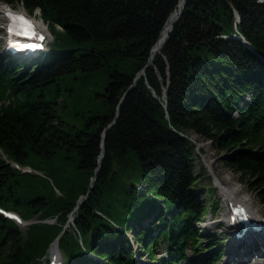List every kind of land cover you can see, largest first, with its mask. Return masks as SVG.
<instances>
[{
	"label": "trees",
	"instance_id": "1",
	"mask_svg": "<svg viewBox=\"0 0 264 264\" xmlns=\"http://www.w3.org/2000/svg\"><path fill=\"white\" fill-rule=\"evenodd\" d=\"M179 1L0 0L38 10L53 36L31 60L0 57V208L39 220L0 213V264H46L55 240L63 264L199 254L214 208L192 134L264 205V1L184 0L148 64Z\"/></svg>",
	"mask_w": 264,
	"mask_h": 264
},
{
	"label": "rangeland",
	"instance_id": "2",
	"mask_svg": "<svg viewBox=\"0 0 264 264\" xmlns=\"http://www.w3.org/2000/svg\"><path fill=\"white\" fill-rule=\"evenodd\" d=\"M3 7L7 8L8 10H14L18 13H23L27 15L30 19L33 20V18L36 20H40L43 22V25L47 28V38H46V45L45 51L48 50V47L50 46V42L53 39V36L50 31V27L45 23L42 18L39 16V11L36 10L34 13L29 14L25 8L21 4H7V3H1ZM1 7V6H0ZM6 22H5V21ZM7 19L4 17L0 22V57L2 54H8L7 50V44H6V29L5 26L7 24ZM57 29H61L59 26H57ZM39 53V51H33L30 53L31 56H36ZM190 141L195 144V149L193 152V158H194V170L198 177V186L196 187L197 190V196L199 199H204L207 201L208 206H212L214 208V213L208 214L206 217H204V220L201 222L196 223L198 226L200 233L202 234V244L200 248L202 251L197 254L193 255L192 252L187 249L186 250V260L182 261L180 264H191V258H195V263L193 264H224L225 259L227 258V247L230 244L232 238H233V232L234 229L229 228L228 222L220 221L222 214L226 213L227 206L224 202V198L222 197L221 193L219 192V189L214 185L212 175L209 171H213L216 174H218L220 177H226L228 178L230 185L235 187L238 190V194L236 195V200L234 202H241L242 198H246L247 205L246 207L252 208L254 212L259 215V217L264 220V205L259 202V200L256 197V194L254 191L248 190L243 184L240 183L238 179V174L235 172L230 171L220 160V157L225 154V150H218L214 148L211 145V142L209 140H206L205 138H201L195 134H192L189 136ZM247 207V208H248ZM249 211V208L247 209ZM232 218V217H231ZM34 222L39 221L38 219H33ZM33 220L26 221L27 223L33 222ZM52 222L51 220H44ZM256 221V220H255ZM68 222H72V215L68 219ZM227 222V223H226ZM207 223H211V225L207 226ZM24 227V226H23ZM218 238L219 246H223V254L222 258L220 260H217L215 262H212V253L215 252L214 249L205 250L210 242L214 238ZM56 244V242L54 243ZM54 244L52 243L48 252H47V258L52 257L53 259L55 256V252H58L59 259H63L64 257L60 251H58V246L56 244V249L54 250ZM133 247H137L136 243L132 240ZM53 249V250H52ZM165 249L163 247L158 250V256L165 255ZM145 263V259L142 261V264ZM141 264V263H140Z\"/></svg>",
	"mask_w": 264,
	"mask_h": 264
},
{
	"label": "bare ground",
	"instance_id": "3",
	"mask_svg": "<svg viewBox=\"0 0 264 264\" xmlns=\"http://www.w3.org/2000/svg\"><path fill=\"white\" fill-rule=\"evenodd\" d=\"M182 3L183 0H180L178 2V5L176 6L175 10L171 13V15L168 17L166 23L164 24L161 33L159 35V38L156 42V44L153 46L151 50V58L159 52L161 46L163 45L164 41L166 40V37L172 27L173 22L179 17V13L182 9ZM0 22L1 20L6 17L7 20H9L10 11L0 5ZM5 21V20H4ZM33 27L42 34H44V39L40 42V44H46V38H47V28L45 25H43V22L40 20H36V18L33 20H30ZM6 22V21H5ZM8 23V21H7ZM6 29V26H5ZM6 33V32H5ZM34 40V39H32ZM44 46V45H43ZM38 52V50H35ZM213 178L214 185L219 189V192L221 193L222 197L224 198V202L226 206L229 205L230 202H234L236 200V195L238 194V190L233 186L230 185V182L228 178L226 177H220L215 172L209 171ZM240 201H242L245 205H247V199L242 198ZM248 207V206H247ZM249 211H246L243 213V215L250 214L252 216L253 220L260 221L257 222L260 226L257 227L255 230L256 237H250L249 232L252 231L249 224H243V228H249L247 233L244 235L238 236L234 234L233 232V238L230 242V244L227 247V258L225 259L224 264H264V220H262L259 215H257L256 212L252 210V208L248 207ZM241 214L236 215V217L231 218V207L226 211V213L222 214L220 221H227L232 220L233 222L235 220H238L241 216ZM243 219L240 218V222H242ZM255 221V222H256ZM226 222V223H227ZM211 225V223H207V226ZM243 233V232H242ZM57 244V242H56ZM56 244H54V250L56 249ZM53 250V249H52ZM54 258L58 259V252H55ZM53 259V258H52ZM142 264V263H141Z\"/></svg>",
	"mask_w": 264,
	"mask_h": 264
},
{
	"label": "water",
	"instance_id": "4",
	"mask_svg": "<svg viewBox=\"0 0 264 264\" xmlns=\"http://www.w3.org/2000/svg\"><path fill=\"white\" fill-rule=\"evenodd\" d=\"M183 7H184V0H183V3H182V9H181V11H180V13H179V16H180V14L182 13ZM177 19H178V18H177ZM177 19H176V20H177ZM176 20H175V21H176ZM235 21H238V16H237V15H236V20H235ZM171 28H172V27H171ZM170 30H171V29H170ZM169 32H170V31H169ZM247 46H248L252 51H254L256 54H258V53L255 51V49H253L250 45H247ZM150 62H151V57L149 58L148 64H150ZM142 74H143V71L141 70V71L137 74V78H138L139 76H141ZM163 97H164V96H163ZM109 126H110V125H109ZM109 126H107V127L105 128V130H106ZM101 158H102V154H101L100 158L98 159V162H100ZM98 169H99V167H97L95 173H97ZM21 170H22V171L32 172V173H35V174H40V173L37 172V171H33V170H31V169H28L27 167H24V168H22ZM95 179H96V176L92 177L91 182H93ZM83 197H84V196H82V197L80 198L79 202L82 201ZM22 224L25 225V226H27V224H29V222H28V223H22ZM55 241H56V240H55Z\"/></svg>",
	"mask_w": 264,
	"mask_h": 264
},
{
	"label": "snow or ice",
	"instance_id": "5",
	"mask_svg": "<svg viewBox=\"0 0 264 264\" xmlns=\"http://www.w3.org/2000/svg\"><path fill=\"white\" fill-rule=\"evenodd\" d=\"M13 20H20L21 18H18V17H12ZM9 31L11 32L12 29L10 28ZM28 31L30 32L31 31V27L29 26L28 27Z\"/></svg>",
	"mask_w": 264,
	"mask_h": 264
},
{
	"label": "built area",
	"instance_id": "6",
	"mask_svg": "<svg viewBox=\"0 0 264 264\" xmlns=\"http://www.w3.org/2000/svg\"><path fill=\"white\" fill-rule=\"evenodd\" d=\"M262 1H264V0H262Z\"/></svg>",
	"mask_w": 264,
	"mask_h": 264
}]
</instances>
